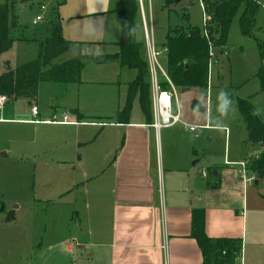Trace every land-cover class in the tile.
<instances>
[{
	"label": "crops",
	"instance_id": "1",
	"mask_svg": "<svg viewBox=\"0 0 264 264\" xmlns=\"http://www.w3.org/2000/svg\"><path fill=\"white\" fill-rule=\"evenodd\" d=\"M106 4L108 0H78L75 11L67 17L89 20L77 26H62V36L78 48L72 56L64 57L67 49L59 61L78 54L99 56L97 60L86 61L79 83L64 86L40 83L33 101L15 99L23 101L21 109L0 102V125L17 126L6 128L11 140L35 141L37 129L43 126V146L52 151L55 168L72 165L80 172L81 181L59 197L74 191V200L81 199L87 214L84 228L76 235L70 231L52 241L51 247L63 251L64 264H200L201 252L190 236V217L192 209L202 208L204 232L208 237L241 239L234 264H264V192L253 187L260 179L248 170L247 174L254 176V180L244 182L236 164L251 153L256 156V150L238 160L234 156L230 158L228 128L208 124L206 104L203 121L196 123L183 117L179 108L183 121L208 124L209 128H198L194 133L180 123L155 132L145 120L137 99L133 100L128 122L115 120L134 71L116 61L100 60V56L117 51L115 42L119 37L115 13L118 0L109 9L117 22L115 26H105L100 18L92 19L104 13ZM136 25V38L142 40L140 14ZM151 29L154 47L159 51L158 62L164 69L163 42L156 41L152 26ZM2 53L0 73L24 62L7 66ZM215 55L216 63L212 66L219 62L220 53ZM119 79L123 81L117 86ZM104 83L117 86V107L110 115L86 119L80 102L82 87ZM71 93L76 94L73 102ZM32 104L38 107L36 115L31 113ZM42 104L44 108L40 107ZM64 116L67 123L60 122ZM19 125L29 127L26 130ZM211 128H220L225 133L221 163L212 154L205 153V143L197 134L198 130ZM1 148L0 156L5 157L9 149ZM202 170L206 172L204 176ZM77 224L81 226L82 219ZM78 255L83 256L82 263H77Z\"/></svg>",
	"mask_w": 264,
	"mask_h": 264
},
{
	"label": "rangeland",
	"instance_id": "2",
	"mask_svg": "<svg viewBox=\"0 0 264 264\" xmlns=\"http://www.w3.org/2000/svg\"><path fill=\"white\" fill-rule=\"evenodd\" d=\"M255 1L258 9L252 34L243 36L240 33L238 19L243 10L241 5L231 20L218 65L211 66L208 71V89L191 88L181 92L177 88L176 92L183 117L195 123L203 121L204 111L191 107L192 100H196L201 106L207 105L209 125L228 128L230 158L234 156L237 160L255 150L258 155L261 150L257 144L248 146L245 123L235 103L237 97L247 99L264 122V89L260 88L259 80L254 75L260 65L257 42L264 39V0ZM164 2L151 0L150 6L144 2V17L148 26L154 29L156 41L164 42L168 28L185 23L183 13L188 14L190 25L203 26L202 10L197 0H170L167 5ZM77 3L78 0H9V15L15 20L10 34L14 37L22 36L25 40H14L11 48L2 53V58L7 59L6 65L11 63L12 66L34 58L36 39L49 37L52 25H56L61 34L62 26H77L89 20L84 17H67L75 11L74 5ZM116 4L117 0H108L104 13L92 19L100 18L105 26H115L117 22L109 9ZM37 15L40 19L34 24L32 21ZM139 37L144 41L143 34H139ZM77 48V45H71L64 57L72 56ZM143 56L147 59L146 53L143 52ZM120 79L117 86L123 81ZM117 86L104 83L82 87L80 102L86 119L110 115L116 109L119 97ZM70 99L75 101L76 94L71 93ZM6 104H14L18 109L23 107L21 100ZM40 107L44 108V104ZM65 109L67 112L68 109ZM15 126L13 123L0 125V152L2 146L9 149L5 157L0 156V264H64L63 251L51 247V243L70 231L76 235L84 228L87 214L81 199L77 197V201L74 200L76 193L73 190V193L63 194L62 197L59 195L81 181L80 172L72 168V165L64 164L62 169L55 168L52 151L43 146V126L37 129L35 141L26 142L15 138L11 140L7 135L6 128ZM19 126L26 130L29 127ZM197 134L205 143V153L212 154L221 163L224 131L211 128L198 130ZM252 154L246 161L251 160L255 153ZM61 182L69 184L64 186ZM253 187L264 192V181L260 179ZM8 212L12 213L13 218H7ZM80 219L81 226L77 224ZM76 261L82 263L83 256L78 255Z\"/></svg>",
	"mask_w": 264,
	"mask_h": 264
},
{
	"label": "trees",
	"instance_id": "3",
	"mask_svg": "<svg viewBox=\"0 0 264 264\" xmlns=\"http://www.w3.org/2000/svg\"><path fill=\"white\" fill-rule=\"evenodd\" d=\"M170 0H165L167 5ZM0 3V53L8 50L15 39L10 30L15 23L9 15L8 3ZM11 2V1H10ZM115 10L119 22V37L115 42L117 51L100 56L102 61H116L120 66L132 69L134 77L127 84L126 98L123 106L115 115L119 123L128 122L134 99L150 123L152 111L150 102V83L147 59L144 58L145 43L136 38V18L139 15L137 0H118ZM13 3V2H11ZM243 5L238 19L239 30L243 36L252 34L254 17L258 9L255 0H204L207 15L205 34L202 27L188 23V14L183 13V25L168 28L162 46L165 53V73L169 81L177 88H205L208 80V52L211 46L215 54L224 50L228 29L233 16ZM37 53L34 58L22 62L14 68L0 73V96L5 102L19 98L33 101L40 83H58L67 85L80 82V72L87 60H97L99 56L78 54L70 59L59 61L58 58L71 45L72 41L64 38L56 25L51 27L49 37L36 39ZM260 65L254 74L264 89V39L257 42ZM161 89L168 88V82L158 75ZM237 109L245 123L247 141L252 144L262 143L258 155L248 159L246 168L256 179L264 181V122L257 116L247 99L237 97ZM191 107L204 111L198 101L192 100ZM264 196V195H263ZM12 217L11 212L7 218ZM190 236L195 240L201 252L200 264H234L241 249V239L233 237L210 238L204 232V212L194 208L190 217Z\"/></svg>",
	"mask_w": 264,
	"mask_h": 264
},
{
	"label": "built area",
	"instance_id": "4",
	"mask_svg": "<svg viewBox=\"0 0 264 264\" xmlns=\"http://www.w3.org/2000/svg\"><path fill=\"white\" fill-rule=\"evenodd\" d=\"M150 5L151 0H137L139 14L141 16L143 37L145 41L146 47V55H147V64H148V73H149V83H150V102H151V111H152V121L150 122V126L158 132L162 127H169L175 125L177 123L182 124L186 130L194 133L198 128H209L208 124L197 125V124H189L183 121L180 118L179 106L177 103V88L169 81L166 76L165 69H163L159 62L158 56L159 51L155 49L152 29L151 26H148L146 19L144 17V2ZM202 10V20H203V33L205 34V23H206V12L204 9V0H197ZM40 19V16L37 15L35 19H33V23H37ZM163 50L166 52V49L163 47ZM208 67L210 68L213 64L216 63V56L212 49L209 47L208 52ZM162 75L165 80L168 82L167 89H161L158 83V75ZM4 97L0 96V102L4 101ZM173 109L175 112H173ZM38 107L35 104L31 105V113L33 115L37 114ZM61 123H67L66 116L63 117ZM239 166L238 173L240 178L244 182H250L254 180V176H250L247 174L246 160H241L236 163ZM205 171L202 170L201 174L204 176Z\"/></svg>",
	"mask_w": 264,
	"mask_h": 264
},
{
	"label": "water",
	"instance_id": "5",
	"mask_svg": "<svg viewBox=\"0 0 264 264\" xmlns=\"http://www.w3.org/2000/svg\"><path fill=\"white\" fill-rule=\"evenodd\" d=\"M175 2H178L179 0H174ZM14 26V24H12V27ZM186 90H188V88L187 87H184V88H181V91H186ZM252 144V142H249V145H251ZM259 146H261L262 145V143H259L258 144Z\"/></svg>",
	"mask_w": 264,
	"mask_h": 264
}]
</instances>
